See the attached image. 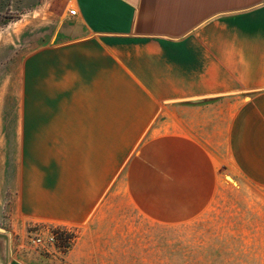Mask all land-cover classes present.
Masks as SVG:
<instances>
[{
    "label": "crops",
    "instance_id": "0c3cea01",
    "mask_svg": "<svg viewBox=\"0 0 264 264\" xmlns=\"http://www.w3.org/2000/svg\"><path fill=\"white\" fill-rule=\"evenodd\" d=\"M1 13L0 69L19 84L0 117V264H135L152 237L158 253H205L256 226L208 208L227 168L264 183V0ZM52 228L72 230L67 246L7 257L9 234Z\"/></svg>",
    "mask_w": 264,
    "mask_h": 264
},
{
    "label": "rangeland",
    "instance_id": "374dc122",
    "mask_svg": "<svg viewBox=\"0 0 264 264\" xmlns=\"http://www.w3.org/2000/svg\"><path fill=\"white\" fill-rule=\"evenodd\" d=\"M72 6L68 3V8ZM12 17L9 13L0 14V26ZM8 68V67H7ZM6 69V68H5ZM5 69H0V117L16 116L15 91L18 87L17 78L14 75L5 76ZM10 70L14 72V66ZM9 72V69L7 70ZM221 182L216 189L214 204L208 211L224 212L232 215H240L244 219H255L256 226L253 229L240 231L238 236H227L222 239L216 238L215 244L208 246L205 253L187 252L186 247L166 245V252L158 253L153 246H157L158 238H151L152 251L148 254L135 253V264H264V183L255 185L244 179L233 168L221 174ZM56 230L55 228H52ZM58 229V228H57ZM56 230L54 245L64 248L69 244L67 240L59 238L63 235ZM74 234L73 232L71 233ZM68 235V234H66ZM32 232L12 233L7 237V257L13 255L16 250L33 249ZM63 238V237H62ZM68 239V238H67ZM219 241H223L219 243ZM168 242V241H167ZM143 240L136 236V245H141ZM150 260V263H147ZM162 264V263H161Z\"/></svg>",
    "mask_w": 264,
    "mask_h": 264
},
{
    "label": "built area",
    "instance_id": "2783aa9c",
    "mask_svg": "<svg viewBox=\"0 0 264 264\" xmlns=\"http://www.w3.org/2000/svg\"><path fill=\"white\" fill-rule=\"evenodd\" d=\"M69 13L73 14L75 9L72 7H69ZM56 230H58L57 228H55ZM56 230L50 229L47 233H37L35 234V236L31 239L32 240V244L33 247L37 248V247H45L47 245H53L54 241H55V233ZM65 231L68 234V239H67V243L70 241V239L72 238V230H68V229H60Z\"/></svg>",
    "mask_w": 264,
    "mask_h": 264
},
{
    "label": "trees",
    "instance_id": "16d2710c",
    "mask_svg": "<svg viewBox=\"0 0 264 264\" xmlns=\"http://www.w3.org/2000/svg\"><path fill=\"white\" fill-rule=\"evenodd\" d=\"M58 234L63 235V231H59ZM66 234H67V233H66ZM66 234H64V236H59V238H61V239H63V240H65V238H66V240H67L68 235H66ZM62 237H63V238H62Z\"/></svg>",
    "mask_w": 264,
    "mask_h": 264
}]
</instances>
